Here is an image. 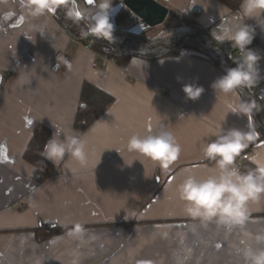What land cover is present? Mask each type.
Wrapping results in <instances>:
<instances>
[{
	"label": "crops",
	"instance_id": "0c3cea01",
	"mask_svg": "<svg viewBox=\"0 0 264 264\" xmlns=\"http://www.w3.org/2000/svg\"><path fill=\"white\" fill-rule=\"evenodd\" d=\"M70 1L75 19L86 20L93 8L84 0ZM155 1L169 10L167 16L192 17L213 38L242 20L239 9L229 11L216 0ZM57 5L55 0L34 17L23 0H0V264H243L242 250L264 234V196L248 203L243 225L229 227L188 217L178 195L187 175L199 179L213 172L215 162L204 158L203 147L221 127L255 133L249 111L229 113L226 107L245 106L238 91L215 92L211 85L223 72L185 54L133 57L121 66L101 61L56 23ZM193 7L201 13L191 16ZM244 22L258 41L257 92L264 96V22ZM84 82L110 95L112 103L77 130ZM185 84L204 91L187 99ZM96 121L101 123L94 128ZM37 125L49 129L48 138L55 125L86 141L87 165L66 155L56 166L49 161L54 169L37 181L23 159ZM161 132L171 133L181 149L167 169L127 149L132 136ZM251 142L237 165L241 158L257 167L264 162V143L249 147ZM39 225L65 230L37 242L31 230ZM77 226L85 230L82 237L74 235Z\"/></svg>",
	"mask_w": 264,
	"mask_h": 264
},
{
	"label": "clouds",
	"instance_id": "9594fccd",
	"mask_svg": "<svg viewBox=\"0 0 264 264\" xmlns=\"http://www.w3.org/2000/svg\"><path fill=\"white\" fill-rule=\"evenodd\" d=\"M54 3L55 0H23L24 8L34 17L44 15ZM111 3L112 0H102L88 35L112 40L113 24L109 19ZM237 15L242 20L235 29L224 28L214 37L220 43L230 42L234 48L245 53L235 67L226 68L223 74L213 81L211 87L215 92L224 95L253 87L259 79L258 61L261 57L247 48L255 37V30L244 21L255 20L261 26L264 22V0H240ZM26 82L21 80V83ZM182 91L187 99L196 100L204 89L194 84H185ZM226 107L229 113L249 111L243 104H227ZM100 123L96 121L93 127ZM52 127L54 130L44 143L40 155L51 161L54 166L63 161L66 155H70L80 166H86V141L77 135L65 133L64 129L58 126ZM255 135L253 131L234 127L225 130L221 127V130L215 133V139L204 145V158L215 162L213 172L199 179L189 174L178 186V195L185 204L184 210L188 217L199 220L202 225L214 222L230 227L245 223L248 203L264 196V162H258L255 170L241 171L236 164V158L248 143L255 139ZM127 149L158 162L164 169L178 158L181 151L180 145L169 132L144 137L134 135L129 139ZM186 171L191 173V170ZM84 231L83 227L77 226L74 235L82 237ZM254 241L255 246L250 245L242 250L243 264H264V234L256 235ZM73 264H78V261L74 260Z\"/></svg>",
	"mask_w": 264,
	"mask_h": 264
},
{
	"label": "trees",
	"instance_id": "16d2710c",
	"mask_svg": "<svg viewBox=\"0 0 264 264\" xmlns=\"http://www.w3.org/2000/svg\"><path fill=\"white\" fill-rule=\"evenodd\" d=\"M216 1L229 11H236L240 6V0ZM90 7L93 8L91 5ZM126 15H129V12L124 9L116 17L117 30L111 34L112 40H106L103 37L87 40L92 24L85 19H75L70 0H58L53 19L62 29H67V35L73 43L85 45L92 52L107 56L117 66L125 64L133 57L155 60L185 54L210 62L222 72L228 67H235L225 49L231 43L216 41L207 29L200 26L195 19L186 14L171 13V17L177 23L166 27L167 29H163L154 37L145 36L146 31L153 28H147L141 34L135 35L129 33L128 29L119 27L118 21ZM163 33L165 34L163 35ZM237 91L245 106L249 109L252 126L257 135L256 139L249 144V147L264 143V105L262 101L258 100L256 95L251 92L250 87L238 89ZM80 97L81 104L84 107L78 108L74 118V128L77 130L87 127L88 124L106 111L112 103L110 95L87 82L82 84ZM48 136L49 129L37 125L23 153V159L33 166V177L39 182L47 178L54 169L53 165L40 155ZM245 153L246 150L243 149L238 157ZM238 164L241 171L257 168L256 165L245 158H241ZM64 230L65 228L60 226L39 225L31 231L35 240L42 242Z\"/></svg>",
	"mask_w": 264,
	"mask_h": 264
},
{
	"label": "water",
	"instance_id": "95a60500",
	"mask_svg": "<svg viewBox=\"0 0 264 264\" xmlns=\"http://www.w3.org/2000/svg\"><path fill=\"white\" fill-rule=\"evenodd\" d=\"M84 1L89 6H95L93 0ZM124 9L138 19L137 22L127 30L129 33L135 35L141 34L147 28H154L161 25L169 14V10L155 0H123L122 3H117L111 7L109 14L110 22L113 24L111 34H113L117 30L116 17ZM95 15L96 13L90 16V21L92 24H94ZM63 30L66 34H68L66 28H63ZM92 38H97V36L88 35L87 40H90ZM257 45L258 41L254 37L252 43L248 45L247 48L251 49ZM81 107H84V105L82 104Z\"/></svg>",
	"mask_w": 264,
	"mask_h": 264
},
{
	"label": "built area",
	"instance_id": "2783aa9c",
	"mask_svg": "<svg viewBox=\"0 0 264 264\" xmlns=\"http://www.w3.org/2000/svg\"><path fill=\"white\" fill-rule=\"evenodd\" d=\"M122 2H123V0H112V3H116V4L117 3H122ZM99 8H100V5H96L95 4V6L93 7V9L90 12L89 16L86 17V20L88 22L90 21V16L92 14H95L99 10ZM200 13H201V9L199 7H193L190 14H191V16H194V15H198ZM131 16H132V18H134V20L132 19L133 22L136 23L138 19L134 15H132V14H131ZM225 49H226V54L230 57V59L232 60V62H233V64L235 66H236V63H238L241 60V58L243 57V55H245V53H242L239 49L234 48L232 45L227 46ZM251 50H253V48H251ZM96 55H97V58L99 60H101V61H104V62H113L112 59L108 58L105 55L97 54V53H96ZM260 55L261 56H264V51L263 50L260 51ZM57 57L60 58V59L61 58H64V53L63 52H58L57 53ZM101 61H95L93 63V65L94 66H100V64H101L100 62ZM259 85H260V83L257 82L253 87H250V90H251L252 93H254L256 95V97H257L258 100L264 102V96L262 94H258V92H257V89H258ZM246 149H248V146L246 147Z\"/></svg>",
	"mask_w": 264,
	"mask_h": 264
},
{
	"label": "rangeland",
	"instance_id": "374dc122",
	"mask_svg": "<svg viewBox=\"0 0 264 264\" xmlns=\"http://www.w3.org/2000/svg\"><path fill=\"white\" fill-rule=\"evenodd\" d=\"M94 3L96 5H101L102 3V0H94ZM116 3H111V7L114 6ZM131 13H129V15H126L124 17H122L119 21H118V26L119 27H122V28H126V29H129L131 28L134 24L132 23V20H131ZM134 20V18H132ZM177 22L169 15L165 18L164 22L159 25V26H156L154 27L153 29L149 30V31H146L145 33V36L146 37H154L155 35H158L163 29H165L166 27H169V26H172L174 24H176ZM167 29V28H166ZM165 33H163L164 35ZM161 36V35H160ZM158 36V37H160Z\"/></svg>",
	"mask_w": 264,
	"mask_h": 264
}]
</instances>
